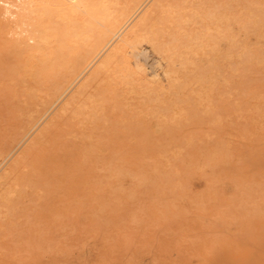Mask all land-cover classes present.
Listing matches in <instances>:
<instances>
[{
	"label": "rangeland",
	"instance_id": "rangeland-1",
	"mask_svg": "<svg viewBox=\"0 0 264 264\" xmlns=\"http://www.w3.org/2000/svg\"><path fill=\"white\" fill-rule=\"evenodd\" d=\"M236 1L238 4L241 2L239 7L243 5L242 8L246 2L251 7L254 2L255 6H264V0ZM236 1L227 0V4L226 0H207L206 3L201 0V6L203 12L208 10L210 15H206L211 16L213 13L210 11L216 14V8L223 4L220 11L223 7L224 14L219 9L217 14L219 11V14L231 17L243 10L238 8ZM208 2L207 7L202 4ZM180 3L179 0L177 4H183ZM233 4L237 6L238 9L234 8L237 12L230 11ZM0 5L4 4L0 1ZM246 5L245 11L249 8ZM258 7L254 8L259 11L253 9L257 13L255 18H259L264 26V7ZM76 12L77 18L71 23L73 28L70 25L71 33L53 32L48 42L43 41L40 50L30 55L25 53L26 44L21 41L23 36L27 38L26 33L21 32L22 37L18 38L20 32H14L21 30L20 27L7 20L10 23L7 28V24H3L5 20L0 19V26L5 29L0 27V162L5 164L0 163V181L4 179L1 180L5 176L3 172L9 177H5L0 188V264H264L262 24L248 21L246 35L251 39L247 49H242L239 44L236 50L237 44L232 45L228 39L220 40L219 51H224L218 57L213 56L217 60L215 67L218 70L215 68V72L218 73H215L217 80L203 93L207 94V99L202 95L194 96V99L190 97L193 100L190 108L188 98L180 112L185 117L180 113V117H176L169 113L170 99L166 91L163 94L152 91L161 94L149 92L148 95L140 89L135 90L139 87L124 80L122 72L121 75L114 72L121 71V59H117L115 68L110 70L113 73L109 71L106 75L105 71H99L98 61L106 50L96 57L98 60L94 58L87 69L82 72L78 69L85 75L77 71L75 76L68 74L70 70L65 66L69 68L77 61L72 57L74 52L82 53L80 49H84L78 34L83 29L81 21L85 15L80 8H76ZM55 22L61 24L57 20ZM231 23L233 32L239 33L240 24ZM56 35L59 39H55ZM28 42L31 44L32 40L28 39ZM78 46L81 48H77V52ZM144 46L147 47V55L143 62L148 72L160 71L157 64L160 55L156 53L157 56L151 46ZM143 48L141 46L139 51ZM248 48L252 49L251 52ZM52 49L64 51H57L60 55L55 57ZM26 54L28 59L24 57ZM66 54H70L71 63ZM223 57L227 58L223 61ZM236 57L240 62H236ZM226 59L231 63H225ZM26 62L35 65L28 66ZM60 67L65 68L60 70ZM27 71L30 75L26 74ZM87 71L90 75H86ZM79 73V77L73 79ZM115 74L120 78L123 76L119 78L120 83ZM108 76L117 80L114 78L111 82ZM57 78L58 81L70 79L65 80L69 82L66 85L62 83L64 80L56 82ZM121 80L128 84L124 85ZM60 84L62 87L59 88ZM78 85L83 90H79ZM84 87L89 94L85 101L91 97L94 100L92 104H98L91 105L90 100L84 106ZM48 94H54V97L50 98ZM55 94L58 95L55 97ZM163 95L169 100L166 101ZM159 96L163 100L165 98L163 103ZM260 98L262 104H259ZM72 99L74 102L77 99L79 105L77 102L75 105L81 107L75 109ZM201 100L203 104L199 103ZM102 101L103 104L100 103ZM99 103V108H95ZM164 103L168 105L164 106ZM66 105L72 107L71 110L75 108L70 111ZM87 105L96 113L91 110L90 114L91 108ZM61 106L69 109L68 112L64 113ZM78 109L82 111L76 112ZM61 113L66 114L65 117ZM167 113L172 119L166 116ZM45 134H48L46 140ZM5 166L11 168L4 171ZM9 174L19 184H15L17 182L11 180ZM7 181L14 182L12 191L4 186L6 183L7 187L10 186Z\"/></svg>",
	"mask_w": 264,
	"mask_h": 264
},
{
	"label": "bare ground",
	"instance_id": "bare-ground-1",
	"mask_svg": "<svg viewBox=\"0 0 264 264\" xmlns=\"http://www.w3.org/2000/svg\"><path fill=\"white\" fill-rule=\"evenodd\" d=\"M0 1L2 2V4H4L3 6L0 5L1 6L0 7V19L1 20H5V21H3V24L4 23L7 24V28L10 27V23L9 22H13L16 26H19L21 30H18V32H14L15 34L16 33H19V32H20L19 33L20 35L22 34L21 32L26 33L27 38L25 36H23L24 38L23 39L21 38V41H22V43L25 42L26 45H25V49L24 50H26L25 53L28 52V54L29 53L32 54L36 50H38L40 44L43 41H47V39L49 38V36L53 32H58V31L59 32H69L70 31V25H71V23L74 22L75 18H77L75 16V15H77L76 13H78V12H76V8L82 9V11H83V13H84L85 16H83L82 21H81V23L83 24V29L79 32L78 35L81 36L80 39L83 41L82 43H84V49H80L81 47H79V46L76 47V51L77 52H78L77 48H79L83 52L82 53H76V52H74L75 55L76 54H79V55H78V58H77V56L75 57V55L72 56V57L76 58L77 61H75L73 64L69 65V68H68V65L65 66V67H67L68 70H70V73H68V74H70V75L73 74V76H75L74 74H77L80 71L82 72L83 69H85L86 67H88L90 65V63L92 62V60H94V58H96L98 55L100 56V53H102L103 51L106 50V54H103L102 53L103 56L101 54V57H102V58H100L101 61L100 60L98 61L99 62V64H98V70L99 71H102V72L105 71V74L107 75L111 69L115 68L114 65H115L117 59H121V62H122V69H121V71L120 72H117V71L114 70V72H116V73H118L120 75H121V72H122V74L124 76V77L123 76L122 77L125 78L124 80H127L128 83L130 82L129 84L133 83V84H135L134 86L139 87V88H136L135 90L140 89L142 92H144V93H146L148 95H149V92L153 93L152 91H160L162 94L164 93L163 91H166V93L169 95L168 98L170 99V102H168V104L170 105V107L168 108V110H170L171 112H169V113L171 115H175V116L176 115H179L178 113H180L183 110V108L186 105V102H187V99L188 98H189L188 102H189L190 108H192V104H190V103L193 102V100L191 101L190 100V97L192 99H194L193 98L194 96L195 97H198V96H201V95L202 96H205V94L203 95V93L206 90V88L208 87V85L212 84L214 82V80H217V78H215V76L218 73V71H217V73L215 72V68L217 69V67H215V65L217 64V60H216V57L214 59L213 56L215 55V56L218 57L220 55L221 51H224V49L221 50V51H219V43H220V40L225 39V41H226V39H228V42L230 41L232 45L237 44V46H235V49L238 47L239 44H241L242 49H243V47L247 49V46L249 44V40L251 39V37H248L246 35L247 28H248L247 27L248 21L249 22L250 21L251 22L257 21V23L260 22L259 21V18H258V20L256 19L257 17L255 18V16H256L257 13H254L255 11L253 9H255L254 7H258V6L259 7L261 6V8L264 7V6L262 7V5L255 6L256 4L254 2L255 5L253 4L254 7L252 6L253 7L252 8L251 6L246 5L247 4L246 1L252 2L253 0H251V1L250 0H246V1L244 0L246 2V4H244L243 3L244 1L242 0L243 1L242 4H244V8H246L245 5L247 7H249V8H247L248 10L245 11L244 8H242L243 5H241V7H239V5H240L241 2L238 4V1L231 0V1H234V2L236 1L237 2L236 4L238 5V8L239 9L241 8L244 11L241 10V11H243V12H241V11L238 10L240 13H238L237 15H232L231 17H227L228 15L226 16V15L219 14V11H220L221 6L223 4L219 8H216V14H214V12H212L213 10L210 11L214 15L212 14L213 16L212 15L209 16L210 13L208 12L207 9H206L207 10V13L206 12H203L204 9L202 10V7L203 6H201V0H183V2H182V0H180L181 3H183L182 5H178L177 4V2H179V0L178 1H176V0H122V1L121 0H15V1L10 0L12 3L10 1H8V0H0ZM206 1L204 2V0H203L204 3H206ZM204 3H202V4L205 5L206 7H207L208 4H210L209 2L207 4H204ZM226 3H227V0H226ZM258 3L260 4V2H258ZM262 3L264 4V1ZM227 4H229V3H227ZM234 5L235 4H233V9L232 10L227 9L228 5H226L227 6L226 7V10H230V11H233L234 10V11H236L234 8H236V9H238V8H237V6L234 7ZM208 8H210V6ZM231 8H232V6H231ZM218 9H219V11H218V14H217V10ZM224 10L225 9H223V7H222V10L220 12L223 11V14H224ZM255 10H258V9H255ZM263 11H264V8H263ZM206 14H209V15L207 16ZM226 14H228V12ZM3 18H5V19H3ZM1 20H0V22H1L0 25L2 24V21ZM56 20L59 21L61 24H59V23L57 24L55 22ZM242 20H245V22L242 23ZM231 22H238V24H240V27H238L239 28V31H240L239 33L236 34L235 31L233 32L232 27H231V24H232ZM2 26H0V27L4 29V27H2ZM255 26H259V25H256L255 24ZM262 26H263V24H262ZM71 27H72V25H71ZM234 27H236V26H234ZM253 27L254 26H252V28ZM13 29H15V28H13ZM259 29H260V26H259ZM263 29L264 28H262V30ZM15 31H17V30H15ZM3 32H5V31H3ZM70 33H71V31H70ZM259 34L261 35L262 32L261 33L259 32ZM57 35L60 36V34H57ZM57 35L55 36L56 37L55 39H59V38H57ZM62 35L64 36L65 34H62ZM245 35L247 37H245ZM15 37L17 38V35ZM19 37H22V35L21 36H18V38ZM50 38L52 39V36ZM62 38H65V37H62ZM28 39L29 40H32V43H34V41H35L34 45H31L32 43L30 44L29 43L30 41L28 42ZM18 40H20V39H18ZM15 42L17 43V41H15ZM50 42H52V41H50ZM43 44H44V42H43ZM144 44H146L148 46H151L152 49L155 52L151 49V47H150V49L155 54L158 53V55H160L161 59H159L160 57L156 54L158 56L157 64H158V67H159L160 71L154 70L151 73L148 72V67L143 62V59L147 55V47H145ZM61 45H63V44H61ZM222 45H224V42H223ZM19 46H20V44H19ZM19 46L17 48H19ZM58 46H59L58 48H60V45H58ZM64 46L65 45H63L62 47L65 49L66 47H64ZM141 46L144 47L143 48L144 50L142 49L143 51L142 50L139 51V48ZM253 46H256V45L253 44ZM258 46H256V47H258ZM55 48H57V46ZM55 48H53V49H55ZM20 49H22V48H20ZM45 50H47V49H45ZM65 50H68L69 51V49H65ZM72 50H73V48H72ZM72 50H70V51H72ZM238 50L241 51V49H239V48H238ZM248 50H249V48H248ZM250 50H252V49H250ZM50 51H51V49H50ZM53 51H55V50H53ZM53 51H52V53H56L55 54V57H57L56 55H60L59 53L63 52L64 50L61 51V52L58 51V50H56L55 52H53ZM57 51L59 53H57ZM259 51H260V49H259ZM43 52H44V50H43ZM66 53H68V52L66 51ZM239 53H241V52H239ZM233 54H234V58L233 57L232 58L235 61V55L236 54H235V52ZM22 55H23V53H22ZM66 55H69V57H70V54H66ZM226 55H227V52H226L225 56ZM237 56H238V54H237ZM248 56H249V54H248ZM24 57H26L28 59L27 54ZM44 57H46L45 54H44ZM134 57H135V59H134ZM227 57H223V61H224V58H227ZM242 57L243 56H241L240 58H242ZM53 58H54V56H53ZM98 58H96V59L98 60ZM240 58H237L236 57V59H237L236 62H240V60L238 61V59H240ZM252 58L249 59L250 62L253 61ZM39 59H41V58H39ZM70 59H71V57L69 58V60ZM221 59L219 58L218 60H221ZM245 59H246V57H245ZM229 60L230 59H228L225 63H227ZM233 60H231L232 61V64H233ZM243 60L241 61L242 63H243ZM244 61H246V60H244ZM36 62H38V60ZM71 62H72V59L70 60V63ZM54 63L56 64V62H54ZM68 63H69V61H68ZM228 63H231V62L229 61ZM247 63H249V62L247 61ZM26 64H27V62H26ZM30 64H33V63H30ZM30 64L28 66H31ZM237 64H239V63H237ZM251 64H252V62H251ZM251 64H249V65H251ZM33 65H35V64H33ZM95 65H94V68L93 69H95ZM82 66H83V68L81 70V67ZM92 66H93V64H92ZM25 67H27V66H25ZM41 68H42V65H41ZM64 68L60 67V70H63ZM89 69H88V71L91 72V70H89ZM116 69L118 70V67ZM31 70H33V69H31ZM42 70H44V69H42ZM28 71L31 73L30 70H28ZM44 71L46 72V69ZM76 71H77V73H75ZM88 71L86 72V75H87ZM29 72L26 73V74L30 75ZM110 72H112V71H110ZM33 73H31V74H33ZM80 73L75 78H73V79H76L77 77H79ZM112 73L110 74V76L112 75ZM215 73H216V75H215ZM82 74L83 73H81V75ZM105 74H103V76L105 78H107ZM39 75H40V73H39ZM83 75H85V73ZM116 75L117 74H115V76ZM110 76H108L109 79H110ZM116 77H117V79L120 78L118 76H116ZM111 78L114 79L115 77H111ZM44 79H43V81H41V80L40 81L41 82H44ZM66 79H68V78L62 79V80H64V82H62V83H64V84L66 83V85H67L69 82H66V81H68L70 78L68 80H66ZM71 79H72V77H71ZM113 79L112 80L110 79L111 82L114 81ZM120 79L117 80L119 83H120ZM62 80L58 81V78H57L56 82H61ZM45 81H47V80H45ZM78 81H80V80H78ZM92 81H93V79H91V82ZM121 81L123 82V80H121ZM70 82H71V80H70ZM88 82L90 83V81H88ZM98 82H99V80H98ZM219 82H221V81H219ZM89 83H87V85H86L87 87L89 86ZM128 83H124V85L125 84H128ZM58 84H55V85L58 86ZM90 85H92V84H90ZM104 85H105V82H104ZM115 85H116V83H115ZM102 86H100V87H102ZM108 86H110L111 88L113 87L111 85H108ZM60 87H62L61 84H60L59 88ZM85 87H84V89H85ZM90 87H89V89L92 90L93 87H91V88ZM48 88H51V87H48ZM70 88H71V86H70ZM81 88L82 87L79 86V90ZM98 88H99V85H98ZM52 89L53 88H51V90ZM76 89H78V88H76ZM102 89H103V87H102ZM210 89L211 88L209 87V90ZM56 90L59 91V89H56ZM56 90H54V91H56ZM81 90H83V89H81ZM90 90H88V93H90ZM140 90H139V92H140ZM209 90L207 92H205V93H208ZM66 91L68 92L67 89H66ZM76 91L78 92V90H76ZM84 91H85V93L87 92L86 89ZM84 91H82V92H84ZM77 92H73V94L74 93H77ZM48 93H50V91ZM55 93H57V91ZM85 93H84L85 97L83 95V97H84L83 101H85L86 95H89V94H87V93L85 94ZM92 93H95V92H92ZM99 93H101V92L99 91ZM155 93H157V92H155ZM161 93H158V94H154L153 93V94L154 95H159ZM82 94H81V96H82ZM50 95L48 94L47 96L49 97ZM53 95H51L50 98L51 97H54ZM57 95L58 94H55V97ZM63 95H60V96L63 97ZM93 96L94 95L92 94V97ZM206 96H207V94H206ZM62 97H61V99H62ZM149 97H151V96H149ZM162 97H165V96L163 95ZM50 98H49V100H50ZM71 98H73V97L71 96ZM90 98H89V100L87 102H89L91 100ZM99 98H100V96H99ZM165 98H164V100H165ZM168 98H166V101L169 100ZM54 99H52V101ZM61 99L58 100V101H61ZM92 99H95V98H92ZM101 99L102 98H100V100ZM200 99H202V97ZM206 99H207V97H206ZM257 99H258V97L256 98V100ZM262 99H264V98H262ZM262 99L260 98L259 104H262L261 103V102H263ZM49 100H47L46 103H48ZM96 100H98V99L96 98ZM100 100H98V102ZM160 100H161L160 102H162L163 99H161V97H160ZM195 100H198V98L197 99L195 98ZM195 100H194V102H195ZM70 101H71V99H70ZM70 101H68V102H70ZM72 101H73V99H72ZM83 101H82V103H83ZM75 102H77V106H78L79 105L78 104L79 101H77V99H76ZM75 102L73 101L74 105L76 104ZM87 102L85 101L84 106H85V104H88ZM92 102H94V100L93 101L92 100L90 101V104L91 105L98 104L96 102L94 104H92ZM160 102H159V104H162L163 103V102L162 103H160ZM59 103H61V102H59ZM63 103H65V101ZM66 103H67V101H66ZM100 103L103 104V101L100 102ZM100 103H99V105H96L94 107L98 109L99 108L98 106H100ZM157 103H158V101H157ZM199 103H202V100ZM257 103H256V105H257ZM71 104L72 103H70V105ZM168 104H165L164 106H166ZM48 105L49 104H47L46 107H48ZM57 105H59V104H56V106ZM68 105H66V106H68ZM74 105L72 104L71 106H74ZM80 105H81V103H80ZM63 106H61L60 109H62ZM157 106H155V108H157ZM187 106H186L185 109H187ZM193 106H194V108L196 107L194 104H193ZM257 106H259V105H257ZM55 107H54V109H55ZM75 107H76V105H75ZM75 107H73L72 110H74ZM80 107H76L75 109L80 108ZM87 107H90L91 108V106H88V105H87ZM159 107L160 106H158V109H159ZM262 107H263V105L261 106V108ZM71 108H70V111H72ZM163 108H167V107H163ZM65 109L66 108L62 109L64 111V113H65V111L68 112L69 109L68 110H65ZM80 110L81 109H78V110H75V111L77 112V111H80ZM91 110H92V108L89 109L90 114L92 112L96 113L93 110L91 112ZM160 110H158V111H160ZM162 111L163 110H161V112ZM154 112H155V110H154ZM165 112H168V111H165ZM165 112H163V113H165ZM64 113L63 114L61 113V114L65 117L66 114L64 115ZM163 113H162V115H163ZM169 113H167L168 115H166V116L169 117L170 119H172L170 117L171 115L169 116ZM73 114H74V112H73ZM78 114H79V112H78ZM158 114H159V112H158ZM183 114H184V112H183ZM182 116H184V115H182ZM53 117H56V115L55 116L53 115ZM160 117L162 118V116H160ZM179 117H180V115H179ZM183 118H179V119H183ZM186 118H185V120H186ZM170 119H166V120L167 121L168 120L170 121ZM162 121H165V120H162ZM174 121H176V120H174ZM30 123H31V121H30ZM48 123H51V121H49ZM57 123H55V124H57ZM24 125H23V127H24ZM28 125H30V124H28ZM51 127H53V126H51ZM48 128H50V127L48 126ZM48 128H47V130H48ZM57 128H58V126H57ZM32 131H34V130L32 129ZM27 133H29V132H27ZM48 134H49V132H48ZM50 134H52V133L50 132ZM47 135L45 134V137H44L45 139L44 140H46V138H48ZM26 137H27V135H26ZM29 138H31V137H29ZM40 138H43V137H40ZM49 139H50V137H49ZM25 141H26V139H25ZM27 141H28V139H27ZM36 144H37V142H36ZM30 145H32V143ZM10 147L13 148V145H11ZM23 152L21 154H23ZM5 153H6V155H8L7 154L8 152H5ZM26 153H25V155H27ZM19 157H21V159L22 158H25L23 156H19ZM3 158H4V154H3ZM25 161H26V159L24 160V162ZM164 161H166V160H164ZM0 163L3 164V162H0ZM161 163L163 164V162H161ZM161 163L159 162L160 165H161ZM3 165H5V164H3ZM19 165H16L15 167H17ZM21 165H20V167L23 169V165L22 166ZM25 166L26 165H24V167ZM28 166H30V165H27V167ZM162 166H164V165H162ZM7 167H10L11 168V166H7ZM7 167L5 166L3 168L4 171H5V168H7ZM12 167H13V165H12ZM158 168H159V165H158ZM3 169H1V171ZM16 169H19V168L17 167ZM25 169H27V168H25ZM9 170L11 171V169H9ZM32 170H34V169H32ZM14 171L16 173V170H14ZM1 174H0V176H1ZM3 174L5 176H3L1 178V180L3 178H4L3 180H5V177H8L5 174V172H3ZM10 177H11V175H10ZM12 177L10 179L11 180H15V179H12ZM16 177L18 179V176H16ZM3 180L0 181V188L5 183ZM9 182H8V185H9ZM13 183H11L10 186H8V187L6 185L7 183L4 186L6 188H9L10 187L9 189H11V188H14V186L11 187V185ZM15 184H19V183L17 182ZM9 189H7V190H9ZM11 191H12V189H11Z\"/></svg>",
	"mask_w": 264,
	"mask_h": 264
}]
</instances>
